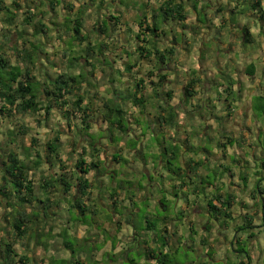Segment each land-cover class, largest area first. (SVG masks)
Segmentation results:
<instances>
[{"label": "crops", "instance_id": "0c3cea01", "mask_svg": "<svg viewBox=\"0 0 264 264\" xmlns=\"http://www.w3.org/2000/svg\"><path fill=\"white\" fill-rule=\"evenodd\" d=\"M4 1V0H3ZM88 1L87 12L90 15L89 18H84L82 15L81 19V34L83 36H86V38L89 40L91 45L93 47H98L101 43L105 44L107 46L106 50H103L102 54H95L97 56L96 60L93 62L94 66L90 67L85 65L83 56L85 55V44H78L76 41L72 39V34L70 30H68V27L71 25L70 21L73 20L74 14L71 15L72 18H70V15H64V18L67 22V26L63 28V34L67 35V41L63 45L62 52L60 53V57L63 58V61L61 62V65L63 67H67V63L70 58H81L79 62H74L72 67L67 69L60 66H56V68L59 72H65L69 71L72 75L76 76L81 72V69L83 70L84 74V80L81 81V85L83 87L82 91L84 92V101L83 106H88L92 109L90 112L91 117L90 120V128L87 131V134L81 135V137L88 138L89 140H85L84 144L81 141H78V153L81 152L80 148L85 147V142H91L93 143V146L90 149V158H88L89 155H86L84 157V160L87 164L91 162H96L98 165L97 167L93 168L88 175L85 177L87 180L91 181L93 183V188L91 189V193L93 195V203L96 207V210L98 209L97 206L102 207H110L109 213H112V200L110 198L111 192H107L105 189L110 186L111 190H116L119 194V200L122 201L117 208H121L123 210L122 214L117 215L115 212H113L112 217L113 219H108L109 222H112L115 224L116 220H120V227H116L117 236L110 238H107L106 241H103V247L101 248L102 251L100 253L108 252L115 254L116 256L119 255L122 251H124L126 245L129 243H133L136 240L135 237V231H131V229L128 227L129 223L124 222L125 216H129V213L131 212L133 208V204L136 202L142 201V187H137V192H124L123 190L117 189L118 184L112 182L111 180L113 178L118 179L123 177V173L131 178L132 174L141 175V171H143V175L145 174L149 176V171L151 169V165L155 164L154 162L150 160L149 163H143L142 167L137 163L139 159L142 160L143 152L146 151V143L151 141L152 136L149 133H142L143 123H147L146 125L150 130H157L162 132L164 135V139H168L172 142H174L175 146L178 147V145L184 144V142H188L187 135L183 134V131H188L191 125L198 124L199 117L198 114L195 116L194 119L188 120L186 118L185 121H182L183 119V113L186 114L191 113L193 107H187L185 104L187 102H190L191 105L195 104L196 99H201V97H205L209 93L211 95L214 93H218L217 97L219 101L222 100V95H225L226 101L230 97H236L238 98L239 93L241 94L242 91H240L239 82L237 81V70L239 69V65H234L233 68V62L240 63L239 61L245 59L247 61L246 68L244 69L245 74L247 77L251 78L252 84L254 83L256 86H254V90H261L262 93L258 96H264V74L260 75L257 73V69L259 68L258 63L263 65V59H264V47L261 44V47H259L258 50H248L244 48L245 45H242V28L246 27L249 31L250 36L253 39V43H255V37L254 34L257 33L259 37V41H262L264 43V22L259 20L258 18V10H253L250 8L251 4H254L257 0H229L230 2H225V0H173L175 3H181L184 7V19L181 22H173L170 19L167 20L164 24L160 26L159 32H157V37L151 35L150 33L144 31V28L146 25H142V27H139V22H142V20H145L147 24L150 26L151 22L146 17L149 13L153 14L155 10L158 9V7L161 5V3L164 0H93ZM128 1L131 3V6H126L122 4L123 2ZM48 2V1H47ZM62 2V8L66 9L64 5H67V0H63ZM139 2L142 5H145V12H141V10H138L136 4H139ZM64 3V4H63ZM112 4L115 7V10L110 9L109 11L103 10L106 8V4ZM261 8L264 10V0H261ZM86 4V3H85ZM86 4V5H87ZM95 4H97V18L94 17L93 11ZM48 5V4H47ZM226 5H228V8H226ZM74 7V6H73ZM49 8V7H48ZM79 8V6L77 7ZM75 11V10H74ZM204 12L205 13V21L200 22L199 21V15L198 13ZM55 13V12H54ZM81 13V12H80ZM133 18L132 21H130V18ZM226 16V18H225ZM115 19H118V21H114ZM130 21L128 24H125V21ZM227 20V22H226ZM101 21V23H99ZM253 22V23H252ZM105 23L108 24V28H106ZM225 23H230L226 24ZM252 23V24H251ZM142 24V23H141ZM224 24V26H223ZM252 25V26H251ZM259 26V28H258ZM252 27V28H251ZM100 28L104 30L105 32H100ZM62 29V28H61ZM207 29L210 30L209 33H207ZM216 30L218 36H223V32L225 30V33L230 34L231 37L235 36L236 39L239 38L238 42H234L233 45H230L232 43L231 37H228L225 39L224 44L220 47L221 50L219 51L224 52L225 50H228L229 53L234 52L236 49L239 50L242 49V53L240 54L239 59H231V62L228 64V69L226 67V62L214 61V58L217 57L216 50H212L211 53H209V49L207 52V55L202 57V49L205 46V44L209 43L211 40V36L213 35V30ZM47 31V29H46ZM61 30L59 28H56V33L59 34L58 37L63 39V34L60 33ZM93 32V33H92ZM168 32V36H167ZM62 35V37H61ZM128 35V36H127ZM92 36V37H91ZM130 36V37H129ZM139 36V37H137ZM167 36V42L162 41L161 37ZM126 39H125V38ZM129 37V38H128ZM131 37L134 39L132 40ZM142 38L145 39V41H141ZM228 39V40H227ZM198 40V41H197ZM39 44L42 48L43 46L41 44V41H38L36 43ZM69 44V45H68ZM163 46H162V45ZM230 45V47L228 46ZM50 50L53 48L52 46H49ZM45 49V55L48 57L50 55V50ZM140 49L149 50L152 51L151 55L147 56V53L142 52L140 54ZM154 49H158L159 51L163 50H170L171 55H168L170 60H165L164 64L158 63L156 60V57L153 53ZM240 49V50H241ZM201 51V52H200ZM62 53L66 54L65 57H63ZM84 54V55H83ZM83 55V56H82ZM228 55V54H226ZM41 56L40 62H37V68L38 73L41 69V74H44V71L46 70L47 65L51 64L55 66L54 60L56 62H59L58 58L49 56L47 59H44V57ZM82 56V57H81ZM147 56V57H144ZM219 56V54H218ZM221 57V56H219ZM226 61L230 60L227 57L224 58ZM46 62V63H45ZM202 62V63H201ZM141 65H145L147 67L146 72H144L143 75H140L138 71L135 70L136 67ZM119 65L120 68L118 72L120 75H132L134 76L133 82L134 85L138 80L141 78L145 81L144 85H141V95L144 98V102L140 107H134L132 106L131 102L126 99L128 98V94L124 93V95L120 97H116L117 103L124 104V109L126 110V117H127V131L125 133L118 131L115 128H112L107 122H104L102 120V117L100 115L98 104L100 102L109 100L112 98L110 96L109 90L111 92L115 91H122V87L113 79V67ZM215 67L213 68V66ZM252 65L254 67L253 75H248L246 73V69ZM127 66H131L132 68L130 71L126 70ZM44 68V69H43ZM58 68H60L58 70ZM205 68V72H208V77H210V81H215L216 84L214 85L215 90L213 89V92L211 91V86L208 84L207 81H204L203 76V70ZM65 69V70H64ZM97 69H99V72H97ZM262 72V69H260ZM117 71V70H116ZM124 71L126 73H124ZM34 74L37 77L38 82H42L38 78V74H36V70L33 71ZM148 72L154 73V75L148 79L147 74ZM56 74L54 76L46 77L44 78V82L47 83L51 80H53L56 77ZM157 73L163 74L165 76V80L162 84V86L152 85L149 84V80L153 83H157ZM221 75L222 77H220ZM193 76H198L199 82L194 88L195 96L186 102L184 98V86L188 83L189 80ZM110 79V80H109ZM231 82V84H230ZM110 83V85H109ZM116 83V85H114ZM225 84V85H224ZM119 85V86H118ZM134 85L131 87H128V89L125 91L132 89L134 90ZM118 86V87H117ZM108 87V91L106 89ZM248 87H253L252 85ZM229 89V90H228ZM86 90V92H85ZM217 90V91H216ZM228 90V91H226ZM86 93V95H85ZM171 94L170 97L167 96V94ZM201 95V96H200ZM215 96V95H214ZM93 99V100H92ZM182 99V100H181ZM181 100V101H180ZM198 103L194 105V108H196L198 111L202 110L201 103L203 104V100L201 99ZM252 98L250 99V107L246 112H243L237 108L236 111H234V107H237L233 105L232 103L226 104V113L229 111V115L227 117L235 116L238 118L241 124V130L243 132H239L238 136H232V143L228 144L227 140L221 139V137L218 139L221 143L226 144V147H218L216 143L212 142L210 146L213 144V152H207L206 156H199L195 158V155L191 154V151L193 150V146L191 148L185 149L188 153H177L176 159L171 160L165 157L164 159L170 160L171 163H168L163 158L159 163L158 168H156V174L158 175L163 174L167 177L173 176V179L170 180V182H165L162 187L163 191L169 195V190L171 188L173 190H176L178 194L174 195V197L177 198V202L180 203V211L182 215H187V220L184 219L182 222H178L177 227L171 226L168 228V226H165L162 231L165 229L166 232L163 231L162 238L165 236L166 238L164 241L166 242V245L161 247V245L158 247L157 251L161 250L162 253H167L171 251L173 248V245L175 243V239H185V241H188V237L190 236L192 239L197 238L198 240L192 243V246H195V244L198 243L199 246L207 247V251L210 249L216 250L218 246L217 244H220L221 242L228 243L229 241H223L224 234H222L221 227L219 224L211 220L208 216V212L206 210L207 205V199L209 196H212L211 193H209L210 188L205 189L202 186L199 187L198 184L193 182V175L201 174L202 172L208 173L210 167L209 163L212 161H216L220 164L225 162V158H227L226 151L228 148H232L233 151H235L234 160L239 162L236 166L238 168L242 169L243 172L244 168H249L254 165L259 167V160L264 159V142L261 144L259 142L260 136L263 133L264 129H261V124L259 120H254L253 123L251 121H247L245 123L244 116L247 115L249 119L253 118V107H252ZM179 104L177 107L176 105ZM189 104V103H188ZM161 106V108L166 111L164 112L163 116L169 114V110L173 108V111L177 114V120L173 124H169L166 122V120H162L161 122L158 121L159 118V110L158 108ZM130 110V111H128ZM208 111L211 113H217L216 111H213V109L207 108ZM183 112V113H182ZM97 113L100 117V122L98 125L93 124L94 120L92 119L93 114ZM129 113L134 114V116H130ZM198 113V112H196ZM252 114V115H251ZM251 115V116H249ZM139 117H141L139 119ZM219 119V116H208L206 118V122L203 124V127L206 125V130L210 129L212 131H219L221 134L226 132L230 133L228 130L221 128L219 129V126L217 124L216 119ZM242 118V119H241ZM254 119V118H253ZM80 121V119H76ZM230 119L226 120L225 125H229ZM75 123V122H74ZM224 124V122H221ZM75 127L80 128L81 124L80 122L74 124ZM199 125V124H198ZM253 125V126H251ZM177 128H181V131H177ZM76 129V128H75ZM115 130L117 135L121 136L120 144L117 148L112 147L110 144V141L113 142V139L111 138V131ZM254 129V130H252ZM60 130L63 133V136L69 135L67 133V129L65 127L64 122L61 120L60 122ZM97 131L98 135H101V141L97 143L96 147L94 145L96 144L94 141H92L89 138V135L91 134V131ZM222 130V131H221ZM251 130L255 135L252 136L254 138L255 143H251V136L248 133H245L244 131ZM228 131V132H227ZM65 132V133H64ZM107 132V133H106ZM67 134V135H66ZM122 134V135H121ZM225 134V133H224ZM61 140L63 144L65 145V140ZM73 135V132L70 134V136ZM229 136V134H227ZM226 135V136H227ZM140 138L141 144L140 147L133 149L132 156L130 155L132 153L129 152L130 150L127 149V143L129 140H126V138ZM79 137L72 138V141H76ZM174 138V139H173ZM176 138V139H175ZM202 135H196V139L194 140V144L197 143V145L200 146V144H203L202 142ZM110 139V141H109ZM230 139V140H231ZM163 140V139H162ZM198 140V141H197ZM131 141V139H130ZM161 144V152L163 153L164 149V143L160 142ZM188 146V145H187ZM99 147L104 148V152L102 150L100 151ZM96 151H95V150ZM116 149V150H115ZM88 149L86 148V151ZM148 150V148H147ZM180 150V148H178ZM177 150V151H178ZM107 151V152H106ZM170 151V150H169ZM168 151V154L170 155ZM229 151V150H228ZM128 153V154H127ZM160 153L159 156L162 154ZM165 153V152H164ZM219 153V154H218ZM104 154V155H103ZM99 155V156H98ZM118 155L122 159H126L127 162V169L129 171L125 172H119L118 164L122 160H120L118 163L113 161V156ZM229 155V153H228ZM98 156V157H97ZM158 156V157H159ZM77 157V156H76ZM198 158H201L198 160ZM103 161V162H101ZM106 161H109L108 164H106ZM144 161V160H143ZM77 161L75 160V163ZM165 162V164H164ZM196 163V165H195ZM235 172H228L231 176V181H228L226 178L221 180V184L223 186L222 191H218L219 194L222 195H232L235 199V204H233L229 212H231L232 218H233V224H241V226H245V217L248 216L251 218L250 227L253 229V234L255 236L259 235L263 231V223L261 219V207L259 205L260 199L264 200V192L263 194H257L253 188H249L250 185L245 186L244 189H241L240 187V181H239V175L238 172L236 173L237 168H233ZM264 172V170H261ZM250 172V171H249ZM162 175V177H163ZM233 175V176H232ZM238 177V178H237ZM114 180V179H113ZM132 183H135L134 178L131 179ZM252 182V181H251ZM248 184L249 182L246 181ZM264 185V184H263ZM135 188V187H134ZM249 188V189H248ZM246 195H239L241 191H244ZM74 190L72 189V194H74ZM209 193V194H208ZM61 196L62 190H61ZM67 197V196H66ZM69 199V197H67ZM170 198H172L170 196ZM167 199L165 196L161 198H157V200L151 199V203H158L162 208H164L163 204L166 202H170L171 199ZM242 202V203H241ZM254 203V204H252ZM205 204V207L203 206ZM214 204L218 205L217 202L214 201ZM98 212V210H97ZM184 218V216H183ZM83 223V222H82ZM125 223L123 226L122 224ZM131 223V222H130ZM187 224V225H185ZM197 224H199L198 232L196 231ZM83 226H87L86 223L82 224ZM146 226V223H145ZM185 226L187 228H185ZM240 226V227H241ZM249 226V225H247ZM236 227L233 229L235 230V235L232 237V242L239 243V241L243 242L245 237H243L242 233H239L242 230H239ZM220 229L221 232H216V235L214 236L213 233L217 231V229ZM247 228V227H246ZM237 229V230H236ZM146 230V227H145ZM227 229L224 230V232ZM244 230V229H243ZM147 231V230H146ZM149 232H152V237L147 243L153 244L156 246L159 242L158 234H154L153 230H150ZM150 234V233H149ZM63 237L66 238V233H63ZM73 237V236H70ZM194 237V238H193ZM78 240L82 238V236H76ZM257 237H255L256 239ZM113 241H112V240ZM207 239V240H206ZM238 239V241H237ZM65 240H63L64 242ZM114 242V243H113ZM164 242V244H165ZM145 243L144 249L150 248L154 249L156 247H151L150 245H147ZM63 244V243H62ZM126 244V245H125ZM64 247V246H63ZM62 247V250H63ZM235 252H242L244 250H238L234 249ZM16 251V250H15ZM64 252V251H63ZM61 252V257L57 258L54 262L57 264H70V261L66 258H64V253ZM17 253V252H16ZM96 254V252H95ZM102 255V254H101ZM219 256H221L219 254ZM223 256V255H222ZM27 257V256H26ZM224 257V256H223ZM261 257V260L264 259V253H259L256 251L253 247L249 248V253L245 252V256L241 258L239 257L238 260H236V264H255L256 260ZM84 261H86L87 257L85 255ZM101 258V257H100ZM214 262L221 261V257L214 256L212 259ZM94 262L99 263L100 261L94 259ZM44 263V262H43ZM141 264H156L154 260H146L144 257V260L141 258ZM204 264V263H201ZM263 264V261H262Z\"/></svg>", "mask_w": 264, "mask_h": 264}, {"label": "rangeland", "instance_id": "374dc122", "mask_svg": "<svg viewBox=\"0 0 264 264\" xmlns=\"http://www.w3.org/2000/svg\"><path fill=\"white\" fill-rule=\"evenodd\" d=\"M48 0H19L17 1V4L21 6V9L15 8V6L12 3V0H4L5 4L8 6L9 10H11V12H13V14L15 15V21H14V25H16V27L18 28L19 31H22V33H24V35L22 36L24 40H30L31 42H33L34 44H36L38 41H41V44L43 46V48L46 47V49L50 50L49 46H52L53 48L50 50V55L51 57H56L58 58L59 62H56V60H54V65H47L48 68H46V70L44 71V74H41V69L39 70L40 72L38 73V69L36 68V74H38V78L41 81H44V78L46 77V75H48V77L54 76V74H56L58 71H56L57 69L54 67H63L61 65V62L63 61V58L60 57V53L62 52V49L64 48L63 45L66 43L67 41V35L63 34V28H65L67 26V22H65L66 18L64 17V15L69 14L70 18L71 15L74 14V17L77 15H81L84 18H89L90 15L87 12V6H88V1L87 0H67V4L71 5L73 7V10H69V9H64L62 8V6H58L56 7L55 13L53 11H51L48 8ZM225 2H230L229 0H225ZM87 5H86V4ZM64 4V3H63ZM124 5V7L126 6H131V3H129L128 1H125L122 3ZM137 6L139 5L138 10H141V12H145V5H142L140 2L139 4H136ZM27 6L30 8V10L33 12L34 19L32 22L33 26H36L37 20H40L45 26L47 31L44 33L39 32L38 35H35L34 32V28L27 27V26H23L21 25L22 20L24 18V16H26V13H24V11L26 10ZM79 6V8H77ZM99 7H97V4H95L94 7V11H93V15L94 17L97 18L98 13H97V9ZM226 8H228V5H226ZM110 9L115 10V7L112 4H106V8H104L103 10L109 11ZM75 10V11H74ZM7 13L3 12L0 14V30H4L6 28H9V26L7 25V23L5 22V18H6ZM199 15V21L200 22H204L205 21V13L204 12H200L198 13ZM146 17L149 19L150 22H152V14L149 13L148 15H146ZM65 18V19H64ZM134 18V16L132 18H130L129 20L132 21ZM226 18V16H225ZM227 19V18H226ZM72 20V19H71ZM130 21H125V24H128ZM227 22V20H226ZM101 23V21L99 22ZM253 23V22H252ZM251 23V24H252ZM226 24H230V23H225V26H227ZM13 25V26H14ZM11 26L12 30H15L14 27ZM106 28H108V24L105 23ZM224 26V24H223ZM252 26V25H251ZM56 28H59L60 33L63 34V39L59 38L58 35L56 33ZM62 28V29H61ZM252 28V27H251ZM259 28V26H258ZM264 30V29H263ZM210 30L207 29V33H209ZM93 33V32H92ZM264 34V32H262ZM128 36V35H127ZM167 36H168V32H167ZM167 36L165 37H161L163 43L167 42L169 40H167ZM62 37V35H61ZM86 37V36H84ZM92 37V36H91ZM130 37V36H129ZM128 37V38H129ZM231 37L230 34L225 33V30L223 32V36H218L216 30H213V35L211 36V40L209 43L205 44V46L202 49V57L207 55L208 49H209V53L208 55L211 53L212 50H216L215 52H217L219 54H217V57L214 58V61H222V62H226V67L228 69V64L231 62V59L235 60L236 58L239 59L241 56L240 54L242 53V49L234 50V52L229 53L228 50H225L224 52L219 51V49L221 50V46L222 44H224L225 39ZM255 37V43L252 44H246L244 46V48L248 49V50H258L259 47L262 46L264 47V43L262 41H259V37L257 35V33L254 34ZM125 38V37H124ZM126 39V38H125ZM131 39L133 40L134 38L131 37ZM228 40V39H227ZM239 38L236 39L235 36L231 37V41L232 43L230 45H233L234 42H238ZM198 41V40H197ZM161 44V45H162ZM37 45V44H36ZM39 45V44H38ZM69 45V44H68ZM230 45H228L230 47ZM163 46V45H162ZM208 48V49H207ZM45 51V49H44ZM201 52V51H200ZM228 54V55H226ZM84 55V54H83ZM82 55V56H83ZM48 56V57H49ZM81 56V57H82ZM44 59H47L48 57L43 56ZM85 57V55L83 56ZM227 57L228 59H230L229 61L225 60L224 58ZM41 58V57H40ZM40 58L38 59V63L40 62ZM240 63H236L235 61L233 62V68L234 65L236 66H240L239 69L237 70V81L239 82V87H240V91L241 94L239 93L238 98L236 97H230L231 94L229 95V99L226 101L227 103H232L233 105L237 107H234V111L237 110V108L243 112H246L249 107H250V99L252 98V107H254L253 109V118L249 119L247 118L248 116L245 115V123L249 120L253 123L254 120H259L261 121V129H264V97H256L255 95H259L261 92V90H259L257 88V90H254V86H256L254 83L252 84L251 82V78L247 77L245 74L244 69L246 68V63L247 61L245 59L239 61ZM46 63V62H45ZM202 63V62H201ZM261 63V62H260ZM258 63L257 66L259 65V68L257 69V73H259L260 75L262 74L260 69H263V65L261 66V64ZM215 67V65L213 66V68ZM63 68H67V67H63ZM120 66L116 65L113 67V79L114 81H116L123 89L122 91H115V92H111L108 87H106L107 91L110 93V96L114 99H116V97H120L122 95H124V93H133V90L130 89L127 92H125L128 87H131L134 85L133 82V78L134 76L132 75H120V73L118 72ZM44 69V68H43ZM60 68H58L59 70ZM69 69V68H67ZM65 70V69H64ZM117 70V71H116ZM136 71H138L140 73V75H143L144 72H146L147 67H145V65H141L139 64L138 67L135 68ZM97 72H99V69H97ZM124 73H126L124 71ZM203 76H204V81H207L208 84H210L211 86V91L213 92V89L215 90L216 88H214V85L216 84L215 81H210V77H208V72H205V68L203 70ZM220 77H222L221 75H219ZM263 76V74H262ZM110 80V79H109ZM110 85V83H109ZM116 85V83L114 84ZM118 85V86H119ZM225 85V84H224ZM252 85L253 87H248ZM117 86V87H118ZM217 91V90H216ZM86 92V90H85ZM219 93V92H218ZM218 93H214V95L211 93H209L208 95H206L205 97H201V99L203 100V104L201 103V108L202 110H197L196 108H194V105L196 103H198L199 101L202 102V100L196 99L195 100V104L191 105L190 102H187L185 105L187 107H193L191 113L186 114L185 112L183 113V119L182 121H185L186 118H188V120L190 119H194L195 116L198 114V117L200 118L198 121V124H193L191 125V127L189 128L188 131L184 130L183 134L187 135L188 139V143L187 144H182V145H178V148H180V150L177 151V153H183V154H187L188 152L185 149L191 148V146H193V150L191 151V154L195 155V158L201 156H206L207 152H213V145L210 146V144L212 142L216 143L218 141V139L221 137V133L217 130V131H212L210 129L206 130V125L203 127V124L206 122V118L208 116H219V119L217 118V124L219 126V129L223 128L228 130L230 133H228L232 136H238L239 132H243L241 130V124H243L242 122L240 123V121L238 120L237 122V117L235 119V116L227 117L225 115L226 113V104L224 98H226L225 95H222V100L219 101L217 95ZM86 95V93H85ZM201 96V95H200ZM260 97V98H259ZM93 100V99H92ZM182 100V99H181ZM180 100V101H181ZM189 103V104H188ZM124 107V104H121ZM120 105V106H121ZM177 107L179 106V104L176 105ZM207 108L209 109H213V111H216L217 109V113H211L210 111L207 110ZM130 111V110H128ZM198 112V113H196ZM252 115V114H251ZM249 115V116H251ZM44 116L42 112L38 113V114H29L24 118H20V119H16V120H3L0 126V142H2L5 137L10 134V133H15L20 125H24L27 127L28 132L25 136L19 137V143L17 146H13L10 145L8 146V149H11L13 151H16V153L19 155V158L21 160H23L29 167L30 171L29 174H31V178L34 182L35 185V192L37 194V196L39 198H43L42 197V192L39 189V187H42V179L41 177H49L50 172H58V162H56V164L54 165V167L52 166H48V164L43 161V163L41 164V166H39L38 168H36L35 166H33V164L31 163V161H33V159L35 158V153L36 150H39V154L42 155L40 148L46 144V142L48 140H50L51 138H53V136L55 135L56 131H58L60 129V122H61V117L59 114V111H53V114L51 116H49L47 119L42 117ZM130 116H134V114H130L129 113V118H131ZM93 118V124L98 125L100 122V117L98 116L97 113L93 114L92 116ZM252 117V116H251ZM141 117H139L140 119ZM39 119L40 124L37 126V124L35 123L36 120ZM229 120L230 124L227 126L225 125L226 120ZM242 119V118H241ZM191 121V120H190ZM224 122V124H222L221 122ZM73 122L78 123L79 121L74 119ZM74 123V124H75ZM177 123V122H176ZM146 125H148L147 123H143V128H142V133H149L152 136V140L149 141L148 143H146V151L143 152L142 155V160L139 159L137 165L139 164L141 167L143 165V163H149L150 160L152 161H156L154 162L155 164L151 165V169L149 171V176H147L145 174V176L143 175V171H141V175H136V174H132L131 178H129L128 176H126L123 173V177L115 179L113 178L111 181L114 183H117L118 181H120L123 186H124V192L129 191V192H137V187L139 188L140 186L142 187V201L136 202L135 204H133V208L131 210V212L129 213L130 216H133L130 218L129 221V228L131 229V231H135V237L136 240L133 243H129L126 245L124 251H122L119 255H115L112 253H108V252H104V253H100V251H102V247H103V241H106L107 238H110L112 236V239L114 240L113 237L117 236V231H116V224L109 222L108 219L112 220V218H110L109 216L112 217V213L108 210H110V207H102V206H97V210L98 212H96V214H92V213H87L84 216H78L76 218L75 212L73 211H69L68 210V204H69V200L67 197L61 196V189H57L55 191V194L53 196V203L57 202L56 205L53 204L51 207V211H54L56 213V215H50L48 218L42 219L40 222H38V227H37V231L36 233L40 234V243L39 240L36 237H33V235H35L36 233L34 232L33 229H31L29 231V234L27 238H25L23 240L24 244H22L23 242H17L14 245V248L18 254V256H27V264H51L50 261H54L57 260V258L61 257V252L64 253V258L68 259L70 261V264H141V258L144 260V246L145 243H147V241H149L152 237V232L146 231L145 230V222L146 221H153L155 223V230H154V234H158L159 238V242L156 245L157 248H155V251L158 253L157 249L158 247L163 244L164 239L161 237L162 236V229L165 226H168V228H170L171 226L177 227L178 222H182L185 220H187V215H182L181 213L178 214V212L181 210L180 209V203L177 202V198L174 197V195L178 194L176 190H173L171 188V190H169V195H167L166 192L163 191V187L162 185L165 182H170V180L173 179V176L167 177L163 174H158L155 175L156 173V168H158L160 161L162 160V158L164 159V151L163 153L161 152V144L160 142L164 143V147L168 148L171 152L175 151V144L174 142L168 140V139H164V135L162 134V132L160 131H155V130H150ZM253 126V125H251ZM128 127V125H127ZM181 131V128H177V131ZM254 130V129H252ZM91 134L89 135V138L94 141L96 144L94 145V147H96L97 143H99L101 141V135H98L97 131H93L90 130ZM111 131V135H112V139L113 142L110 141V144L112 145V147L117 148L118 145L120 144V140H121V136L117 135L115 130L110 129ZM178 131V132H179ZM222 131V130H221ZM227 131V132H228ZM255 131V130H254ZM245 133H248L250 136H254L255 134L251 131V130H246L244 131ZM107 133V132H106ZM87 134V133H86ZM202 135V142L203 144L197 145L194 144V140L196 139V135ZM67 135V134H66ZM81 133L80 136H78L79 140L84 144V141L89 140L88 138H82L81 137ZM122 135V134H121ZM74 134L73 135H67L63 136L62 135V139H64L65 142V148L63 150V152L60 153L61 157L63 158V160L65 161V163H69L71 165L72 168H74L75 165V160H77L78 157V150L79 147L74 148V150H71L70 147V143H71V139L74 138ZM251 136V143H255L254 138H252ZM34 138L36 140V143H32L31 139ZM131 139V141H130ZM163 139V140H162ZM174 139V138H173ZM176 139V138H175ZM126 140H129L127 143V149L130 150L129 152L132 151V153L130 154L132 156L133 149L134 148H138L140 147L141 144V140L140 138H134V137H130V138H126ZM198 141V140H197ZM259 142L262 144L264 142V134L262 133L260 136V140ZM85 147L83 148H87V152L85 154L84 157H86V155H89L88 158H90V149H91V145H89V142H85ZM33 145L35 147H33ZM188 145V146H187ZM164 147H162L164 149ZM2 146H0V163L5 160V154L1 151ZM6 148V147H3ZM30 149V156L33 159H29L28 161L24 158L25 156V152L24 149ZM148 148V150H147ZM100 151L102 150V152H104V148L103 147H99ZM116 150V149H115ZM229 150V151H228ZM228 150L225 152L227 155V158H225V162H223L220 166V164L216 161H212L211 163H209V167L211 171H208V173L202 172L201 174L198 173V175H193V182H195L196 184L200 186H202L205 189L210 188L209 193H211L213 195V193L217 192V191H222V184H221V180H223L224 178H226L228 181H231V176L228 172H235V170H233V168H237L236 173L238 172L239 175V181H240V187L241 189H244L245 186L250 185L249 188H253L255 192L258 191V188L262 189L264 192V172L261 171L260 167H257L256 165L252 164V167H247L245 168L246 170V174H244L240 169L238 168L237 163H234V153L235 151H233L232 148H228ZM107 152V151H106ZM162 153L160 156L159 154ZM229 153V155H228ZM128 154V153H127ZM219 154V153H218ZM84 155V154H83ZM134 155V154H133ZM77 156V157H76ZM99 156V155H98ZM97 156V157H98ZM159 156V157H158ZM201 158H198V160ZM144 160V161H143ZM165 161H168V159H164ZM103 162V161H101ZM109 161H106V164H108ZM127 162L126 159H122L119 164H118V168H119V172H125V171H129L127 169ZM165 164V162H164ZM47 168L50 169V171L47 170ZM250 171V172H249ZM163 175V177H162ZM33 176V177H32ZM233 176V175H232ZM134 178L135 183L131 182V179ZM238 178V177H237ZM249 182L248 184L246 183ZM252 181V182H251ZM135 187V188H134ZM248 188V189H249ZM107 192H113L114 190L110 189V186H108L105 189ZM208 193V194H209ZM247 194V190L246 193H244V191H241L239 193V195H246ZM166 197L167 199L170 198V196L172 198L170 202H166L163 204L164 208H162L160 205H158V203H154L152 204L150 201L151 199L157 200V198H161V197ZM1 200V199H0ZM254 204V203H252ZM203 206L205 207V204H203ZM111 211V210H110ZM123 210H121V208H117V210L115 211V213L117 215L120 216V214H122ZM12 213L11 208L7 207L4 203H2V205H0V220H1V225L3 226L5 223L3 221L4 217H9ZM123 215V214H122ZM184 216V218H183ZM124 218V217H121ZM223 220V219H222ZM231 222H233V220H230ZM249 221H251L249 219ZM82 222L86 223L87 226H83ZM131 222V223H130ZM125 223L122 224V226ZM217 224H220L217 223ZM187 225V224H185ZM221 225H223L222 221H221ZM240 227L241 224L238 221V224H233V223H229V226L227 228V232H224V230H222V234H224V238L223 241H229L228 243H224L221 242L220 244H217L216 246H218L216 248V250L214 249H210L209 251H207V247L204 246H199L198 243L195 244V246H192V243L197 241L198 239H192L190 236L188 237V241H185V239H175V243L173 245V248L171 249V251L168 252V258L166 261V264H236V260L239 259V257L241 258L245 256V252L249 253V248L253 247L256 251H258L259 253H264V225L262 226L263 231L255 236L253 234V229L249 226H247V228H245L244 230L240 231L239 233L243 234V237H245L244 241L241 242L239 241V243H235L232 242V237L235 235V230L233 231L234 228L236 227ZM198 227L199 224H197V228L196 231L198 232ZM242 227H246V226H242ZM185 228H187L185 226ZM51 229V233L49 235H45L46 232ZM237 230V229H236ZM216 232H221V230L218 228L217 231H215L213 233V235H216ZM63 233H66L67 237L64 238L63 237ZM150 233V234H149ZM82 236V238L80 240H78L76 238V236ZM0 236L3 237L2 232H0ZM73 236V237H70ZM255 237H257L255 239ZM194 238V237H193ZM106 239V240H105ZM111 239V240H112ZM63 240H65L70 247L66 248L63 247ZM112 240V241H113ZM207 240V239H206ZM43 241H46V248H44V246L41 245V243ZM114 243V242H113ZM147 245H150L151 247H156L153 244L147 243ZM63 247V250H62ZM238 249V250H244L242 252H235L234 249ZM96 252V254H95ZM102 254V255H101ZM219 254L221 256H219ZM87 257L86 261H84L83 257ZM224 257H223V256ZM214 256H218L221 257V261L219 262H214L212 259ZM99 260V263H95L94 259ZM101 257V258H100ZM264 264V259L261 260V257H259L256 260L255 264ZM44 262V263H43Z\"/></svg>", "mask_w": 264, "mask_h": 264}, {"label": "trees", "instance_id": "16d2710c", "mask_svg": "<svg viewBox=\"0 0 264 264\" xmlns=\"http://www.w3.org/2000/svg\"><path fill=\"white\" fill-rule=\"evenodd\" d=\"M19 0H12L15 8L21 9V6L17 4ZM63 0H48V7L51 11L55 12L56 7L62 6ZM93 1V0H89ZM261 0H257L254 4H251L250 8L253 10H258V18L264 22V10L261 8ZM66 9L73 10V7L69 4L64 5ZM7 13L5 22L9 26L4 30H0V126L3 120H16L24 118L29 114L43 113L44 118H48L53 114V111H59L60 117L65 124L67 133L70 135L72 132L75 137L80 136V133L84 135L90 128V112L91 108L88 106H83L84 92L81 81L84 80V72H81L76 76L72 75L69 71L59 72L56 77L45 83L44 81L38 82L37 77L34 74V70L37 68L38 59L45 55L43 48L40 45H36L30 40H24L22 31H19L16 25H14L15 15L3 0H0V14ZM26 16H24L21 25L34 28V34L38 35L39 32L45 34L46 26L37 20L36 26L32 25L34 14L27 6L24 11ZM81 13L75 16L73 20L70 21L71 25L68 30L71 32L72 39L78 44H85V57H82L85 65L93 67L94 61L97 56L96 53L102 54L103 50L107 49V46L101 43L97 48L93 47L89 40L81 34ZM173 22H181L184 19V7L181 3H175L173 0H164L161 5L152 14V22L149 26L145 20L139 22V27L146 25L144 31L150 33L151 35L157 37V32H159L160 26L164 24L167 20ZM114 21L118 19L114 18ZM142 23V24H141ZM14 25V26H13ZM11 26L15 30L11 29ZM39 31V32H38ZM100 32H105L100 28ZM139 37V36H137ZM242 45L252 44L253 39L249 34L246 27L242 28ZM141 41H145L142 38ZM142 52L147 53V56L151 55L152 51L140 49V54ZM153 53L156 60L160 64H164L165 60H170L168 55H171L170 50L159 51L154 49ZM63 57L66 54L62 53ZM144 56V57H147ZM79 58H70L67 67L71 68L74 62H79ZM132 67L127 66L126 70L130 71ZM254 67L250 65L246 69L248 75H253ZM264 74V59H263V69ZM154 73L148 72L147 77L150 79ZM158 81L157 83L151 82L149 84H154L157 86H162L165 76L163 74L157 73ZM199 82L198 76H193L191 80L184 86L183 94L186 101L191 100L195 96L194 88ZM145 81L139 79L134 85L133 93H128V99L132 106L140 107L144 98L141 93V85H144ZM231 84V82H230ZM229 90V89H228ZM226 90V91H228ZM168 97L171 94H167ZM264 97V96H261ZM260 98V97H259ZM117 99L110 98L109 100L100 102L98 104V109L102 120L107 122L112 128L117 129L120 132L125 133L127 131V115L126 110L121 105L122 103H117ZM121 105V106H120ZM254 109V107H253ZM159 118L158 121L166 120L170 125L175 123L177 120V114L173 111V108L169 110V114L163 116L164 111L161 106L158 108ZM227 112V116L229 115ZM93 112V111H92ZM80 119L81 127L77 128L74 125V119ZM37 126L40 124L39 119L35 122ZM76 128V129H75ZM28 129L24 125H20L15 133L8 134L5 139L0 142L2 146L1 151L5 154V160L0 163V205L4 203L7 207L11 208L12 213L10 218L4 217V225H1L0 220V232H2L3 237L0 236V264H27L26 256H18L15 251L14 245L27 238L29 231L31 229L36 233L38 222L42 219L48 218L50 215H56L54 211H51L53 204L56 205L57 202L53 203V196L57 189L62 190V195L64 197H69L68 210L75 212L76 218L78 216H84L87 213L96 214L97 210L93 203V195L91 189L93 188V183L85 177L88 173L98 165L96 162H91L87 164L84 160V155L86 154V148H80L81 152L78 154L77 162L74 168L71 167L69 163H65L60 153L63 152L65 145L61 140V135L63 134L59 129L56 131L53 138L48 140L40 150H36L35 158L30 156V149H24V158L28 161L33 159L31 163L33 166L38 168L41 166L43 161H45L48 166L54 167L56 162H58V172H50L49 177H41L42 187L39 189L42 192V197L39 198L35 192V185L29 174L28 165L19 158L16 151L8 149V146H17L19 143V137L25 136ZM65 133V132H64ZM225 133V134H224ZM221 134V139H226L228 144L232 143L230 135L228 136L226 132ZM227 135V136H226ZM231 139V140H230ZM78 141H72L70 143L71 150L78 147ZM34 144L36 140L31 139ZM188 142H184L187 144ZM91 147L93 143L89 142ZM218 147H226L224 143L220 140L216 142ZM6 147V148H3ZM33 147H35L33 145ZM95 150V149H94ZM178 147L175 146V151L171 152L168 148L164 147L165 157L171 159L172 161L176 159V152ZM96 151V150H95ZM168 151L170 155L168 154ZM84 154V155H83ZM104 155V154H103ZM122 158L118 155L113 156V161L118 163ZM171 163L170 160L167 161ZM234 163H239L234 160ZM196 165V163H195ZM259 167L264 170V159L259 160ZM50 171L49 168H47ZM243 173L246 174L245 168ZM33 177V176H32ZM124 186L120 182L117 189L123 190ZM72 189L75 191L72 194ZM257 194H263V190L258 188ZM110 198L112 202V213L117 210V206L122 203L119 200V194L116 190L111 192ZM214 201L218 205L214 204ZM242 203V202H241ZM235 204V199L232 195H222L218 191L213 193L207 199L206 210L208 216L211 220L219 223L221 229L225 230L228 228L230 220H233L231 212H229L230 207ZM261 207V219L264 225V200L260 199L259 203ZM57 206V205H56ZM133 216H125L124 222L129 223L130 218ZM1 219V218H0ZM223 219V220H222ZM250 217H245V226L250 225ZM221 221L223 225H221ZM84 223V222H83ZM120 220H116V227H120ZM146 230H155V223L153 221H146ZM244 226V225H243ZM246 227H240L239 230H243ZM164 232L165 229L163 230ZM51 233V229L46 232V236ZM38 240L40 239V234L36 233L33 235ZM165 239L166 237L163 236ZM238 241V239H237ZM46 241L41 243L44 248H46ZM40 243V240H39ZM24 244V242L22 243ZM161 244V247L165 246ZM63 246L69 248L70 245L64 241ZM239 252V251H238ZM145 259L154 260L156 264H166L168 254L162 253L161 250L158 253L154 249L146 248L144 250ZM51 264H57L56 262L50 261Z\"/></svg>", "mask_w": 264, "mask_h": 264}]
</instances>
